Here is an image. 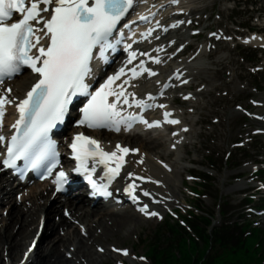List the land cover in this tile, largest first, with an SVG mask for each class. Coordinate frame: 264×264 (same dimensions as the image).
Segmentation results:
<instances>
[{"label": "snow or ice", "instance_id": "snow-or-ice-1", "mask_svg": "<svg viewBox=\"0 0 264 264\" xmlns=\"http://www.w3.org/2000/svg\"><path fill=\"white\" fill-rule=\"evenodd\" d=\"M133 2L134 0H0V83L21 73L24 66L30 67L37 74V82L27 92L26 98L19 102L8 99L7 95L0 98V127L3 125L6 104L15 105L19 112V118L12 126L16 129V134L11 136L6 158L2 161L5 168L21 171L18 161H23L21 175L24 171L41 168L51 174L58 163L59 153L50 132L57 124L63 123L77 97L89 98L81 109L83 117L78 121L80 125L115 131H120L122 126L130 129L137 121L153 126L142 114L131 111L125 114L123 106L126 105L128 109L133 107L129 96L134 94L127 93L124 87L128 80H124L118 90L113 87L115 81L126 74L124 68L120 69L119 74L108 77L94 92L91 90V78L95 75L93 61L109 62V52L115 51L123 38L122 32L120 39L114 33L133 7ZM44 13L48 14L47 17ZM14 17H17L15 22H11ZM42 40L49 41V44L42 45ZM125 49H131V45H125ZM136 55V52H130L128 63H132ZM144 71L149 70L145 68ZM131 73L135 77L137 69L132 68ZM149 74L156 75L154 72ZM7 91L11 93L12 90ZM112 97L114 99H110ZM154 100L151 95L147 100L137 99L135 107L150 110L154 104L149 101ZM168 116L170 113L166 112V120ZM167 122L178 123L176 120ZM159 123L156 121L155 125L159 126ZM4 140L5 137L0 136V142ZM70 147L75 154L74 159L79 162L75 172L86 175L101 195L111 196L108 185L99 184L93 178L96 168L89 165L93 161L103 164L107 168L104 177L110 184L119 176L124 163L123 157H117V152H106L97 140L83 134L76 135ZM117 151L127 154L130 149L118 146ZM110 162L116 166H110ZM66 182L67 174L59 171L54 181L57 191H61ZM135 188L136 185L131 184L127 189L134 201L137 200ZM144 195L148 196L149 193L144 192ZM141 211L148 214L147 205ZM151 215L156 216L158 213L152 212Z\"/></svg>", "mask_w": 264, "mask_h": 264}, {"label": "bare ground", "instance_id": "bare-ground-1", "mask_svg": "<svg viewBox=\"0 0 264 264\" xmlns=\"http://www.w3.org/2000/svg\"><path fill=\"white\" fill-rule=\"evenodd\" d=\"M198 7H200V10H205L206 1L201 0ZM251 40L254 41L255 37H252ZM203 51L204 50H201L199 56H202ZM198 62L203 64V59H198L197 63ZM32 80V76L24 74L20 81L15 82L12 95L18 93L23 95V92ZM262 106L263 105H259L257 108ZM255 118L258 120L259 125L264 127V122L258 119V114ZM206 121L207 118L203 117L200 120V123L204 124ZM116 138L124 140L126 144H131L134 139L136 142L137 139H141V148L142 144L146 143L151 147L152 151L157 150L161 145V142L152 136H146L143 138L140 136L118 135L114 136V139L108 135L104 137L105 140L112 139L113 141L118 140ZM206 146L207 144L204 143L202 148H205ZM147 154L148 156H145V158L142 157L145 163L144 166L137 165L136 162L133 164L130 169V177L132 180L136 181L137 185H139L138 181H141L142 179L146 181L144 184L148 183L147 179H150V181L157 180L158 184L159 181H162V185L167 189L166 193H161V191L158 190L160 186L155 184L147 186L148 189L153 191V196H149L150 200H153L155 206L152 211H159L161 216L166 208L176 202L174 195L168 192L172 188L178 189V185L174 184L171 179L167 178L171 177L174 171L167 172L164 170L165 164L157 159L155 156L157 153L155 152V154H153L151 151H148ZM146 165H149L151 171L157 174L156 178L153 177L154 174L149 171ZM162 166L164 168H162ZM45 190L47 189L44 186L43 190H36L30 195L29 200L33 202V205L30 208L18 206V204L13 203L12 200H5V196H2L0 199L1 205H7L8 207L6 209L9 210L7 217L2 219L4 222L2 223V220H0V264H19L22 260H25L24 264H103L102 259L105 255L112 260H119L121 262H124L125 260L132 261L130 260L128 252V254L125 255V252H113L110 248L113 244H120V242H118L119 240L116 239V236L121 229L129 225L136 226L140 222L141 217L139 214L136 216V213H133L128 209H120L115 212L109 208H93L90 204H87L81 196L75 197L74 201L67 200L64 203L66 205H61V200L55 199L50 205L45 206V203H41V200L43 199L41 192ZM142 194L144 195V193ZM60 206H63L64 209H70L72 216L79 221L78 226L70 225L69 220L66 219L64 215H62L59 222L52 220L53 213L57 212V210L60 209ZM42 220H45L47 224L45 233L40 240L41 243L38 248L31 256H29L26 253L29 247V245L28 247H25L26 240L33 231H37ZM71 227H74V229ZM98 230H100V232H98ZM48 232H55L56 235L52 236L51 234V238L46 240L45 237L49 234ZM100 243L107 246L110 250L102 255L95 252L93 249L94 246ZM40 247H42V250L36 253ZM6 252L8 253L5 255ZM67 252H73V255L69 256ZM212 263L216 264L214 260H212ZM227 263L230 264L229 262Z\"/></svg>", "mask_w": 264, "mask_h": 264}, {"label": "rangeland", "instance_id": "rangeland-1", "mask_svg": "<svg viewBox=\"0 0 264 264\" xmlns=\"http://www.w3.org/2000/svg\"><path fill=\"white\" fill-rule=\"evenodd\" d=\"M236 135V134H235ZM181 196L190 199L189 195L186 194L185 190L183 188H180ZM206 202H209V198H205ZM2 217V215H0ZM157 227V222H144L138 223L135 225H129L123 229L120 230V233L117 234L116 239H118L120 242V247H129L132 249V252H136L137 254H146L147 245L150 244V236L153 235L154 230ZM33 232L29 235L28 239L26 240V244L30 240V237L32 236ZM51 236L48 237L50 239ZM100 245V244H98ZM104 249L107 247L104 244H101ZM117 245V246H119ZM26 246V245H25ZM94 251L99 252L98 247L94 246ZM102 254V253H101ZM6 255V254H5ZM141 260V259H140ZM103 264H116V260H111L110 258L107 259V262ZM134 264H151L150 261L146 262H134Z\"/></svg>", "mask_w": 264, "mask_h": 264}]
</instances>
